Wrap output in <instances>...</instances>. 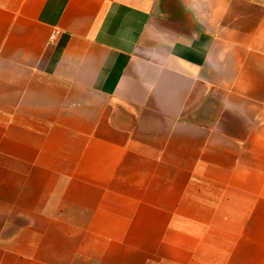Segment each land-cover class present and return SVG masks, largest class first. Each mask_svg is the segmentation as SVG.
<instances>
[{"label": "crops", "instance_id": "1", "mask_svg": "<svg viewBox=\"0 0 264 264\" xmlns=\"http://www.w3.org/2000/svg\"><path fill=\"white\" fill-rule=\"evenodd\" d=\"M0 264H264V0H0Z\"/></svg>", "mask_w": 264, "mask_h": 264}, {"label": "built area", "instance_id": "2", "mask_svg": "<svg viewBox=\"0 0 264 264\" xmlns=\"http://www.w3.org/2000/svg\"><path fill=\"white\" fill-rule=\"evenodd\" d=\"M53 39V37H51V40Z\"/></svg>", "mask_w": 264, "mask_h": 264}]
</instances>
